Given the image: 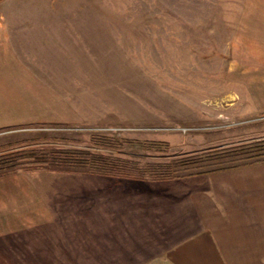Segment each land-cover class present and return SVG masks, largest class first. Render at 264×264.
<instances>
[{
	"label": "rangeland",
	"instance_id": "obj_1",
	"mask_svg": "<svg viewBox=\"0 0 264 264\" xmlns=\"http://www.w3.org/2000/svg\"><path fill=\"white\" fill-rule=\"evenodd\" d=\"M2 22L53 29L58 58L0 83L20 174L0 264H264L263 219L218 177L264 137V0H0ZM53 150L71 168L28 165ZM103 156L143 178L92 172Z\"/></svg>",
	"mask_w": 264,
	"mask_h": 264
},
{
	"label": "crops",
	"instance_id": "obj_2",
	"mask_svg": "<svg viewBox=\"0 0 264 264\" xmlns=\"http://www.w3.org/2000/svg\"><path fill=\"white\" fill-rule=\"evenodd\" d=\"M3 24V22L0 23V83L11 82V85H13L16 81L15 78L18 76L23 78V74L27 69L30 71L29 73H32V76L37 78L35 82H38V78L43 76L36 68L48 67L47 62L51 64L55 56L58 58V54L56 55L58 51V34H55L53 29H46L47 31L41 29L37 31L30 28L15 29L14 27H6ZM33 32L37 33L34 34ZM33 35H49V39L52 41V44L49 45L51 50L55 52H51L49 47L48 52L41 53L39 46L44 45L43 38L32 40ZM30 44H36L37 46H30ZM57 58L55 60H58ZM9 77L11 80H9ZM43 78L46 83L45 76ZM27 83L31 85L32 82L28 80ZM218 174V177L230 181V190L226 188L222 193L225 196H230L231 205L237 206L235 210L241 213L242 216H244V213H254L253 218L257 217V213L259 214L258 218L264 221V162L244 165V167L234 168L231 171ZM15 176H20V174L15 171H6L0 174V194L6 195V202L0 199V203L3 204V206H0V212H3L2 217H0V229L7 233L10 232L11 237L8 238L11 243L14 242L11 229L14 226L15 211V207L11 204H14L16 200H12L9 194L13 195V186L10 182L15 179ZM22 202L23 200H20L18 204H24ZM27 205L30 206V199H28ZM27 205L26 211L29 210ZM23 215L25 216V214Z\"/></svg>",
	"mask_w": 264,
	"mask_h": 264
},
{
	"label": "trees",
	"instance_id": "obj_3",
	"mask_svg": "<svg viewBox=\"0 0 264 264\" xmlns=\"http://www.w3.org/2000/svg\"><path fill=\"white\" fill-rule=\"evenodd\" d=\"M233 151L236 153V156L240 157V163L236 166H244L253 163L264 162V137L260 139H252L248 141V143H243ZM54 154H46V156L42 159L35 160V163H28V165H43L47 167H52L55 169H69L71 168V158L69 156L63 155V157H58V150L54 151ZM96 158V157H95ZM70 159V160H69ZM89 168L92 172L102 173L115 179L129 178V179H142L143 173L142 171H138L137 169L132 168L129 165L118 164L114 161L107 160L104 156L96 158V160L92 163H89ZM3 167H0V174L2 173ZM156 176H160L159 174H164V177H170L168 173H161L154 170Z\"/></svg>",
	"mask_w": 264,
	"mask_h": 264
}]
</instances>
